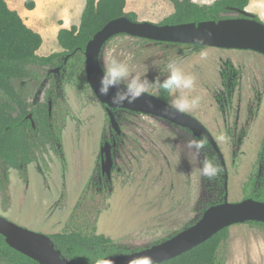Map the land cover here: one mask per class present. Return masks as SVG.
I'll use <instances>...</instances> for the list:
<instances>
[{
  "label": "rangeland",
  "instance_id": "1",
  "mask_svg": "<svg viewBox=\"0 0 264 264\" xmlns=\"http://www.w3.org/2000/svg\"><path fill=\"white\" fill-rule=\"evenodd\" d=\"M55 1L54 10L45 13L47 9L39 8L35 15L43 19L41 14L45 13L42 23L47 29L69 19L59 8L61 5L67 12L68 2L77 4L79 8L74 13L77 16L85 4V0ZM214 1L192 0L200 6ZM261 1L264 2L255 0L245 10L264 19ZM136 5L135 2L125 6V12L132 13L134 9L139 22L162 25L174 13L170 0H142ZM224 15L238 17L233 11ZM77 20L74 18L72 23L77 24ZM142 40L127 35L111 39L101 54L103 64L112 59L125 61L132 76H146L149 81L156 76L163 80L169 63L194 75L195 87L187 94L200 100L188 112L209 129L221 148L228 169V201L241 202L243 188L250 177L257 176L260 163L264 170V158L259 159L264 146V56L250 51L206 47L197 50ZM33 70L38 82H19L15 86L34 102L45 98L50 83L41 86L44 74ZM229 78L232 81L228 82ZM147 92L158 95V90L151 87ZM53 96L54 111L59 115L56 124L61 130L60 143L35 147L31 163L6 172L0 183V217L48 237L75 228L88 231L94 228L97 235L111 239L116 249L124 252L150 247L186 227V189L180 185L179 195L175 188L171 143L164 138L173 133L169 123L148 115L116 111L122 130H126L125 136L135 141L125 145L131 147L129 161L133 170L144 169L145 173L133 171L138 174L134 187L122 182L113 196L106 191L96 195L91 187L96 186L100 174L99 148L109 141L111 134L105 106L93 93L77 91L71 84H63L57 92L53 90ZM221 135L226 140H220ZM139 137L144 143L136 149ZM224 178L220 170L207 186L203 184L206 178L196 169L197 219L207 207L223 201ZM142 181L145 182L141 185ZM222 264H264V228L249 223L229 228Z\"/></svg>",
  "mask_w": 264,
  "mask_h": 264
},
{
  "label": "trees",
  "instance_id": "2",
  "mask_svg": "<svg viewBox=\"0 0 264 264\" xmlns=\"http://www.w3.org/2000/svg\"><path fill=\"white\" fill-rule=\"evenodd\" d=\"M170 1L174 13L162 25L218 22L228 19L224 14L232 12V9L245 10L249 4V0H216L208 6L197 5L192 0ZM125 6L126 0H86L80 24L70 29H61L57 34L61 51L40 57L37 54L43 42L40 34L31 30L19 14L8 7L5 0H0V183L7 171L20 170L32 162L35 147L55 145L59 139V133L55 136L49 128L55 123L48 122L46 103H32L15 83L37 78L33 69L54 68L59 62L57 60L71 54L64 66L65 78L68 80L66 84H71L77 91L93 93L86 81L85 47L112 20L125 17L137 22L134 13L125 12ZM25 7L33 10V1H26ZM255 20L261 22L257 16ZM180 46L197 50L204 48ZM157 97L169 101V96L163 90H158ZM29 114H32L35 121V130L26 118ZM243 194V199L264 202V179L257 182L256 177H250L243 188ZM249 224L264 228L261 223ZM49 237L64 258L78 264H91L98 255H105L109 259L118 254L113 241L97 235L94 228L90 231L75 228ZM227 240L228 229H224L198 247L162 264H222ZM0 264L38 263L11 249L0 235Z\"/></svg>",
  "mask_w": 264,
  "mask_h": 264
},
{
  "label": "water",
  "instance_id": "3",
  "mask_svg": "<svg viewBox=\"0 0 264 264\" xmlns=\"http://www.w3.org/2000/svg\"><path fill=\"white\" fill-rule=\"evenodd\" d=\"M232 11L242 17L223 19L218 22L203 21L198 24L178 25L132 22L121 17L110 21L98 31L85 47V74L94 96L100 104L106 106L112 128L119 132L113 109L126 110L162 119L168 123L180 124L191 129L197 136L206 138L226 173L225 159L217 142L195 118L174 111L169 107V103L148 92L134 103L125 102L123 106L112 105L108 97L100 96L98 89L102 73L98 57L101 58L106 44L120 35L156 43L250 51L264 56V24L255 20V16L246 10L232 9ZM104 150L106 159L103 160L102 166L103 170L107 171L111 166V157L108 149H103V152ZM224 189L227 191V181H225ZM249 222L264 225V202L249 198L241 202L230 203L225 196L223 202L207 208L194 225L170 239L149 249L109 258V260L111 264H162L198 247L224 229ZM0 235L11 249L38 264H78L64 258L47 235L32 232L2 217H0Z\"/></svg>",
  "mask_w": 264,
  "mask_h": 264
},
{
  "label": "flooded vegetation",
  "instance_id": "4",
  "mask_svg": "<svg viewBox=\"0 0 264 264\" xmlns=\"http://www.w3.org/2000/svg\"><path fill=\"white\" fill-rule=\"evenodd\" d=\"M55 53H58V52H55ZM50 55H48V56H50ZM45 57H47V56H45ZM70 57H71V54L66 55V57L64 59L57 60L59 62L57 64V66L54 68H43V70L35 68L36 71H41V73L44 74V78L42 80L43 82H42L41 86L47 87V83L48 84L50 83L51 87L49 86L47 88V93L45 94L44 99L42 98V100L40 99L39 101L36 100L34 102L32 100L31 102L32 103H36V102L46 103L47 112H48V122L55 123L54 125L53 124L50 125L49 128H51V130H53L52 133L55 136L58 135L57 133H59L58 142L55 144L60 143L61 130L58 128V126L56 124L57 119H59V115L56 114V112L54 111L55 110V108H54L55 96H53V90H55V92H57L61 87L63 88V84H66V81H68L65 78L66 71H65L64 66L67 64L68 59ZM24 81H28L29 83H36L39 81V77L34 78V79H27ZM86 81H87V78H86ZM227 81L229 82L232 80L229 78ZM228 82L223 83L224 86H226V88L228 87ZM52 86H54V87H52ZM228 89H230V87ZM167 103H170V97H169V101ZM104 109H105V115L107 117V120H108V122H110L108 115H107L106 106L104 107ZM118 110H121V109H113V113H114L115 118L117 120V123L119 125V132L114 130L110 124L111 134H110V136H108L109 141H104L102 146H100V148H99V164L97 165V171H99L100 174H99V177L97 178L98 182L96 183V186L94 188L91 187V189H92L91 192L95 193L96 195H101L102 192L104 193V191H106L109 196H113L115 194V191L116 192L118 191V187L120 188L123 185L122 182L124 183L125 186H128V185L132 186L133 185V187H134L136 184V181H138V174L136 172H133V171H139V170H137V168L135 170H133V167L131 165V161H129L130 157H132L131 151L129 150V149H131V147H125L126 144L130 145V144L134 143L135 141L132 140V137L128 136V138H127V136H125L126 130L125 129L122 130V127L120 126V124L118 122V118L116 116V111H118ZM124 111H126V110H124ZM126 112H130V111H126ZM130 113H134V112H130ZM134 114H139V113H134ZM184 114H187V115L195 118L207 131H209V129H207L205 127V125H203L201 123V121L199 119H197L193 114H191L189 112H184ZM26 118L30 121L32 127L35 130L36 129L35 121L32 117V114H29L28 116H26ZM160 120H162V119H160ZM162 121H165V120H162ZM169 125H170L169 129H172L173 133L171 136L164 135V138L166 139V141L169 144L171 143L170 162H171L174 177H175V188L177 189L179 195H180V192H179L180 185L181 186L183 185V188L186 189L184 194L185 195L187 194L188 219H187V222L185 223L186 227L178 229L174 234H172L169 237L164 238L163 240L157 242L154 245L160 244V243L170 239L171 237H173L177 233L181 232L182 230H185V229L189 228L190 226L194 225L197 222V220L200 219V217L202 216L204 211L210 207V206L207 207L202 212V214L198 217V219L196 218V213H195L196 169L199 168L200 165L197 162V160L195 159V157L192 155V151L187 149L186 147H184L186 142L188 140L192 139L193 136H195V137H201V136H197L191 129L183 127L180 124L169 123ZM138 139L139 140L136 141L137 142L136 149H138V147L141 148V145L143 146V143H144V140H142L141 137H139ZM169 140H171V141H169ZM39 146H41V145H39ZM219 148H220V146H219ZM103 149H108L109 155L111 157V166L108 167L107 171H104L103 166H102L103 160L106 159V151L104 150V152H103ZM220 150H221V148H220ZM204 153H207L209 156H212V155L215 156L216 157L215 160H217V163L219 162V164H220V161L217 157V154L213 151L212 146L208 141H207L206 148L203 150V153L200 157L201 160L203 159ZM160 154L163 155L164 151H160ZM167 155L168 154H166V156ZM260 158H262V159L264 158V146L262 147V149L259 153V159ZM162 159H163V156H162ZM166 159H168V158H166ZM135 167H137V166H135ZM220 170L223 171L221 164H220ZM139 173L141 175L143 173H145L144 169L140 170ZM223 173L225 175V178H224V185H225V181L228 182V169H227L226 173L224 171H223ZM226 175H227V179H226ZM263 175H264V170H263L262 164L260 163V168H259V172L257 173L256 180L258 181V180H260V178L264 179ZM103 179H104V181H103ZM144 182L145 181H142L141 185ZM209 182H210L209 179L206 178L205 183L203 181V184L210 186ZM227 190H228V187H227ZM227 194H228L227 191H225V189H224V198H225V196L227 197ZM217 204H219V203H217ZM214 205H216V204H214ZM179 206L180 205H178L177 208H179ZM211 206H213V205H211ZM249 223H251V222H249ZM154 245H151L150 247H146V248H143L140 250L132 251V252H130V251L129 252L128 251H125V252L124 251H118L116 249L118 254L114 257L140 252L142 250L149 249ZM111 258H113V257H111Z\"/></svg>",
  "mask_w": 264,
  "mask_h": 264
},
{
  "label": "clouds",
  "instance_id": "5",
  "mask_svg": "<svg viewBox=\"0 0 264 264\" xmlns=\"http://www.w3.org/2000/svg\"><path fill=\"white\" fill-rule=\"evenodd\" d=\"M98 63L101 64L102 73L99 78V95L108 97L112 105L123 106L125 102L132 104L140 99L149 87L154 90H163L171 97L169 107L176 112L192 111L199 104L198 96L190 97L187 94L195 87V76L186 73L173 63H169L168 74L163 80L160 76H156L152 81H149L146 76L145 78L132 76L125 61L112 59L110 63L104 65L102 59L98 57ZM110 92H112L111 95ZM219 139L226 140V136L221 135ZM206 145V138L193 136L184 147L192 151V155L199 163L200 175L211 180L219 174L220 166L215 157L207 153L203 154L202 160L200 159ZM91 264H111V261L105 255H98Z\"/></svg>",
  "mask_w": 264,
  "mask_h": 264
},
{
  "label": "crops",
  "instance_id": "6",
  "mask_svg": "<svg viewBox=\"0 0 264 264\" xmlns=\"http://www.w3.org/2000/svg\"><path fill=\"white\" fill-rule=\"evenodd\" d=\"M8 7L11 10L16 11L19 16L22 18L23 22L34 32L40 34V36L42 37V45L39 48L37 54L39 56H48L52 53L55 52H60L61 48L58 44L57 41V34L59 32V30L61 29H70L73 26H78L80 24V20H81V15L82 12L84 10L85 4L82 7V10L79 12L80 15H74L75 12H77L79 6L77 4H73L69 2L67 3L68 5V11L66 12V7L64 5H61L59 8H63L62 11L64 12V15L66 14V16L69 17V19L67 20H63V24L62 25H57V26H51V28H45L43 23L44 22V15L45 13H47L48 11L54 10V5H56L55 3L57 1L55 0H30L33 1L34 3V9L33 10H28L25 7V2L29 1V0H5ZM142 0H131L130 2L128 0H126V6L128 7L129 4H134L136 2V6L140 5V2ZM86 2V0H85ZM253 2H255V0H250L249 1V5L253 4ZM262 2V1H261ZM60 3L61 0H60ZM59 3V4H60ZM43 4V5H42ZM42 5V6H40ZM46 6V7H43ZM59 6V5H58ZM262 7H264V2H262ZM40 9H47L45 11V13H42V10H40V12L42 13L41 15L43 16V19H38L40 17L35 16L38 14V11ZM137 9V8H136ZM132 13L135 12L134 9H132ZM136 15V13H134ZM256 14V13H255ZM78 18L77 20V24L72 23V20H74V18ZM259 17V16H258ZM260 21L264 22V19H262L261 17H259ZM137 21L139 22L138 18ZM142 21V20H141ZM74 22V21H73Z\"/></svg>",
  "mask_w": 264,
  "mask_h": 264
}]
</instances>
